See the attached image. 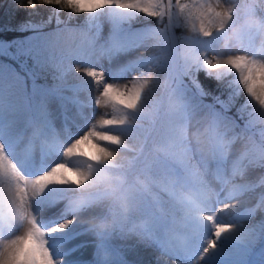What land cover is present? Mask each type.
<instances>
[{"label": "snow or ice", "instance_id": "snow-or-ice-1", "mask_svg": "<svg viewBox=\"0 0 264 264\" xmlns=\"http://www.w3.org/2000/svg\"><path fill=\"white\" fill-rule=\"evenodd\" d=\"M222 2L27 0L29 8H35L37 3L50 6L58 25L60 12H66L68 19L83 15L85 22L77 28H69L65 23L63 28L48 33L41 31L43 25H25L39 38L37 46L18 49L35 59L32 77L0 68V183L6 182L16 190L18 203L12 209L13 214L31 225L23 235H18L17 226L5 227L0 221V241H3L0 264H66L68 230L96 203L94 199L77 200L69 194L89 179L96 165L115 167L106 163L113 155V148L130 150L121 134L137 127V120L144 115L145 92L159 82L158 76L149 79L153 68L165 73L170 88L169 119L162 135L163 158L148 166L144 187L152 194L149 209L152 205L161 209L171 205L173 217L176 211L181 212L182 223L180 230L170 235L168 218L153 216L149 211V218L141 224L129 217L128 231L141 236L177 264H205L214 255H226L229 246L244 243L242 234L255 238V233H249L242 223L255 209L229 219L221 213L232 200L264 186V177L259 184L237 182L238 178L243 181L251 168L264 167V54L254 53L250 58L244 54L247 49L234 54L216 51L225 27L239 19L235 10L221 11ZM141 17L153 18L161 26L146 24L134 29L133 23ZM51 19L52 16L48 22ZM105 22L110 34L104 43H98ZM176 28L190 29L192 35L177 37ZM65 33L74 40L78 36L79 40L59 46ZM161 45L177 54L162 58L151 53L117 63L122 54ZM105 63L109 66L101 67ZM45 71L54 73L58 83L53 87L37 82L38 75ZM201 71L217 81L232 77L229 100L241 94L245 97L238 109L241 118L247 113L243 127L227 116L224 101L216 98L212 104L203 102L206 93L197 79ZM70 78L76 81L71 89L77 95L63 97ZM5 79L10 87L12 83L18 84L24 93H29L31 80L30 98L34 102L22 107L6 99ZM81 92L88 93L86 102L79 99ZM55 97L70 101L76 108V116L83 121L77 131L70 130L67 124L60 133L54 128L48 101ZM85 108L91 109L90 115L85 114ZM155 111L159 114V104ZM198 112L207 115L213 133L210 156L197 152L185 138L191 118ZM32 117L37 128L27 146L22 147ZM256 125H261L259 142L249 134ZM37 141H42L38 155L33 147ZM238 141L243 143L233 154ZM61 201L65 203L56 217L45 214ZM218 204L225 207L217 209ZM257 207L264 208V193L259 194ZM68 215L77 219H66ZM84 230L92 234L90 229ZM103 264H127V261L114 259L106 252Z\"/></svg>", "mask_w": 264, "mask_h": 264}, {"label": "clouds", "instance_id": "clouds-1", "mask_svg": "<svg viewBox=\"0 0 264 264\" xmlns=\"http://www.w3.org/2000/svg\"><path fill=\"white\" fill-rule=\"evenodd\" d=\"M254 9V12L251 11ZM221 11L235 10L239 19L227 25L216 44L219 53H237L247 49L250 58L254 53L264 54V0H224ZM192 35L190 29H185ZM159 77V82L146 90L143 100L144 115L137 120V127L121 134L124 144L130 150L113 148V155L107 164L115 165L105 168L104 164L96 165V170L89 179L70 193V197L83 200L94 199L96 203L88 214L81 217V223L90 229L98 239H106L113 234L141 236L129 232V217L137 224L143 223L149 211L156 217H167L169 234L180 230L182 214L176 211L173 217L171 205L163 209L151 205L152 194L144 187L146 170L163 158L162 135L168 122V105L170 88L165 79V73L152 69L149 79ZM7 79L5 89L7 91ZM159 104V114L155 106ZM31 135L37 125L34 117L30 118ZM31 137V136H30ZM185 138L190 141L195 150L204 156H210L214 147L213 133L208 127V117L205 113L194 114L190 121V129L185 132ZM42 143V141H39ZM87 171V168H84ZM18 203L16 190L6 182L0 183V221L5 227L13 224L18 227V235H23L31 225L27 220L20 221L12 209ZM225 207V206H224ZM67 221H65L66 223ZM3 241H0L2 244Z\"/></svg>", "mask_w": 264, "mask_h": 264}, {"label": "bare ground", "instance_id": "bare-ground-1", "mask_svg": "<svg viewBox=\"0 0 264 264\" xmlns=\"http://www.w3.org/2000/svg\"><path fill=\"white\" fill-rule=\"evenodd\" d=\"M67 26H71L69 23H66ZM58 25V24H57ZM73 25V24H72ZM59 26L64 27V24H59ZM57 26V27H59ZM110 34V28L109 25L106 24L105 26H101L100 36L98 43H104ZM65 38L61 39L59 42V46H64V42L68 43H74L75 41L79 40V37L76 36L75 40L72 36L65 33ZM13 41V40H12ZM152 43L151 41L149 42ZM158 49L156 48H140L137 50H134L130 53L122 54L117 63L127 62L129 60L135 59L137 56L140 55H148L151 53L158 54ZM109 65L107 63L101 65V67H108ZM135 75V73H133ZM45 75V77H48ZM47 83L50 84L51 87H53L58 81H56L53 77H50L47 81H41V83ZM76 83V81L69 79V87L65 88L62 96L63 97H73L77 95L74 93L71 89V85ZM10 94L9 91L7 95ZM96 95L95 91L93 90L92 96L94 97ZM6 97V94H5ZM15 97V96H14ZM88 93L87 92H81L79 93V99L82 101H87ZM15 98H18L16 96ZM34 101L30 98V94L22 100L21 104L19 102H16V104L21 105L22 107L28 106L32 104ZM15 103V102H13ZM48 111L50 113V119L52 120L53 126L56 129L58 133L62 132L64 129L65 124L68 125L69 129L73 132L78 130V127L82 125L83 121L79 116H76V108L73 106V104L65 99H62L60 97L52 98L48 101ZM85 114L90 115L91 109L85 108L84 109ZM260 127V126H259ZM31 136V132L27 131V133L23 136V143L22 147L27 146V141ZM243 141H238L237 144L234 146L233 154H235L236 150L241 147V144ZM34 150L36 154H39L40 151V143L37 141L34 144ZM261 173V172H260ZM259 171L257 170V166L254 168H251L246 176L243 178V181L238 178L237 182H244L249 181L253 183H259L260 179L264 177V173L260 176ZM210 178V177H209ZM211 179V178H210ZM264 193V187H257L254 193V197L252 196H242L238 199L232 200L229 202V206L227 209H224V212L221 213V215L224 216L225 219H229L234 215L245 213L248 209H255L254 215L251 218V216H247L244 221L242 222L246 229L251 228V219L253 220L254 225H259L261 222L259 221L260 214L262 212L257 211L256 204L258 203L259 194ZM65 201H61L57 203L54 207L48 208L46 211V215L51 217H56L62 210L63 205ZM223 204H218L217 209H223ZM258 212V213H257ZM86 215V214H85ZM81 217L72 225L70 226L68 230V234L66 237V243H71L72 245L67 247L65 251V257H66V264H103V259L105 253H109L113 256L114 259H123L124 261H127V264H177V262L174 259L169 258L167 255L161 256L159 254V250L150 244H148L143 239L137 238L136 236L132 235H121L119 234V239L117 242L115 240H111L108 237L103 240V242L100 241V239L96 238L93 234H90L86 232L85 225L82 224ZM66 219H73L74 221L77 219L76 217L72 215H68L65 217ZM249 219L247 222L246 220ZM60 222H63L61 220ZM255 222V223H254ZM251 230V229H250ZM248 235L241 236V239L244 241V243L237 245V248L234 249H228L226 255H214L210 257L208 260L205 261V264H237L244 258H246L249 254L242 251L243 247H248L247 241L245 238H247ZM250 238V237H248ZM157 250H156V249ZM250 248V247H248ZM253 249H256L254 247ZM252 250V248L250 249ZM161 252V251H160Z\"/></svg>", "mask_w": 264, "mask_h": 264}, {"label": "rangeland", "instance_id": "rangeland-1", "mask_svg": "<svg viewBox=\"0 0 264 264\" xmlns=\"http://www.w3.org/2000/svg\"><path fill=\"white\" fill-rule=\"evenodd\" d=\"M148 19L149 18L145 19V18L141 17V19L139 21H137L136 25H132L133 28L134 29L143 28L146 25L144 23H147ZM150 19H153V18H150ZM84 22L82 24H80V23L73 24V25L70 24L71 26H67V27H69V28H77V27L82 26L84 24ZM28 24H33V23L30 22V21H27V22L23 23V28H27V27H25V25H28ZM106 24H107L106 22L102 23V27L105 26ZM147 25H149V24H147ZM159 26H161V25L157 24V26H154V27H159ZM59 27L63 28L61 26H59ZM29 29H32V28H29ZM56 29H57V26L55 28H52V29H49V30L43 31V32L48 33V32L55 31ZM176 29H180V28H176ZM181 29L185 30L183 28H181ZM34 34H35L34 30H31V32H29V34H27L24 38H21V39L19 38V39L13 40V41L0 40V68H7V69H10L12 72H17V73H22V74L24 73V74H27L31 78L32 77V72H33V68L32 67L35 64V59L32 56L21 54L18 51V49L20 47H28L29 45L37 46L39 44V38L38 37H34L33 36ZM175 35L177 37H179L178 34H176V31H175ZM64 38H65V35L61 39H64ZM25 41L27 43H23V44L21 43V42H25ZM66 43L67 42H64V44H66ZM156 49H158V51H157L158 54L157 55L161 56L162 58L165 55H167L168 57H171V56L177 54V53L173 52L170 47H168V49L166 51L165 50V46H163V45H161V47L156 48ZM46 73H48V75H49L48 77L44 76ZM41 77H43L44 81H47V80L50 79V77L54 78V73L52 71H45V72H41L38 75V77H37V82L40 85L51 87L50 84H47V83H44V82L41 83V81H38L39 79H41ZM231 79H232L231 76H227V77H225V78H223L221 80V81L225 82L227 91H232V88L229 87V82H230ZM7 82H8L7 83V91L5 89V81H4V84H3V89H4V93L6 94V99H8L11 102H15V103L19 102V104H21L22 100L25 99L30 94V91H31V80H29V82H28V92L29 93L22 92L20 90V86L18 84H16V83H12V85L10 87V83H9L8 79H7ZM8 91H9L10 94L7 95ZM231 93L232 92H230L228 94V96H227V99L224 100V103H225L226 107L234 100V98H236V97H233L231 100H229V97H230ZM14 96L15 97L18 96V98H15ZM237 97H239L241 99V101H242V103L238 107V109H239L241 107V105L245 102V97H244L243 94H241V95H239ZM202 100L206 104H212V102L206 101V99L202 98ZM250 110L251 109H249V111ZM227 116L232 118V119H234L236 121V124L239 125L240 127H243L245 121L247 120V113H243L242 114V116H243L242 122L239 121L232 114H230V115L227 114ZM239 116L241 118V114H239ZM236 131L239 132L240 128H237ZM260 131H261V125H256L251 130V132L249 134L252 135L253 138L257 142H259L260 141ZM257 170L259 171V173L261 172L260 176H261V174L264 173V167L257 166ZM257 184H259V183H257ZM259 187L261 188V187H264V186H258V188ZM254 193L248 194V195H245V196L254 197ZM217 206L218 205H216V207ZM255 207H256L257 211L259 210V212H262L260 214V218L261 219L259 220L261 223L258 226L254 225L253 224V220L251 219L252 224L250 225L251 226V228H250L251 230L249 229V233H255V238H251V236H249V235H248V237H250V238H248V237L245 238V240L247 241L246 246L248 245V247H250V248L243 247L242 251H244L245 253H248L249 255L246 258H244L243 260H241L237 264H264V234H261V225H264V208L257 207V204H256ZM253 216H256V215H254V214L251 215V218ZM246 221L248 222L249 219H247ZM119 236H120L119 234H113V235H111L108 238L111 239V240H115L117 242L118 240L120 241ZM67 244H68V247L72 245L71 243H67ZM252 247L253 248L256 247V249L255 250H250ZM234 248H237V247L236 246L235 247L229 246L228 249H234ZM158 252H159V254L161 256H163V254L160 251H158Z\"/></svg>", "mask_w": 264, "mask_h": 264}, {"label": "trees", "instance_id": "trees-1", "mask_svg": "<svg viewBox=\"0 0 264 264\" xmlns=\"http://www.w3.org/2000/svg\"><path fill=\"white\" fill-rule=\"evenodd\" d=\"M52 8L50 6H42L37 3L35 8H29L27 6V0H0V40L12 41L16 39L24 38L31 30L29 28H23V23L30 21L34 25H43L42 31H47L49 29L55 28L57 25L55 15H52ZM52 16L51 22H48L49 17ZM59 18L61 24H78L85 21L83 15L68 19V14L66 12H60ZM148 23L157 24L155 19H148ZM134 22L133 25H136ZM178 35H187L186 30L175 29ZM48 73L45 75L47 76ZM44 75V76H45ZM197 79L201 84L204 92V99L215 102L216 98L221 101L227 99V96L232 91H227L225 82L215 80L212 77L206 76L202 71L197 73ZM38 81H43V77ZM242 103L239 97L234 98V100L227 106V112L234 115L238 120L242 122L238 114V107ZM219 106V105H217Z\"/></svg>", "mask_w": 264, "mask_h": 264}]
</instances>
